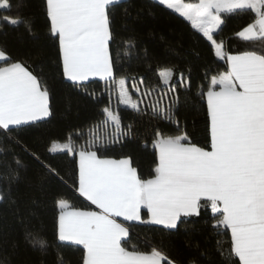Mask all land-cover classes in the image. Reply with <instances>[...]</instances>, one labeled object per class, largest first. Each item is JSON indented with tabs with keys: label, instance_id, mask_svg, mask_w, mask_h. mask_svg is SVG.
Here are the masks:
<instances>
[{
	"label": "snow or ice",
	"instance_id": "obj_1",
	"mask_svg": "<svg viewBox=\"0 0 264 264\" xmlns=\"http://www.w3.org/2000/svg\"><path fill=\"white\" fill-rule=\"evenodd\" d=\"M155 2L189 22L226 66L214 74L206 72L207 83L198 92L206 105L207 146L193 141L177 115L180 89L185 94L191 91L190 75L163 67L157 71L163 87H149L144 78L133 79L139 100L129 92L128 76L117 75L122 69L111 51L116 39L114 12L123 7L128 14L121 0H43L48 37L57 48L62 77L79 90H86L91 80L104 81L120 105L137 113L142 112L144 99L150 98L153 118L168 122L174 132L154 130V167L147 178L132 157L99 154V148L133 135L132 126L125 128L118 111L109 106L101 109L103 118L90 129L84 145L77 147L71 137L63 143L51 142L50 153L78 157L72 187L96 210H82L58 198L56 243L32 232L26 240L43 254L52 248L55 264H70L62 251L65 247L81 252L80 264H179L162 246L149 244L150 250H140L131 241L132 227L155 225L172 233L188 218L208 214L218 235L230 233L227 252L220 246L224 264H264V0ZM21 7V0H0V31L23 27L33 35L32 21L21 15ZM233 16L251 17L235 36L253 45L235 53L216 38ZM124 43L127 56L135 45L131 38ZM51 97L42 70L28 60L14 59L0 46V144L5 145L0 153L8 151L6 145L14 140V133L53 115ZM144 146L148 147L147 141ZM16 164L22 167L19 159ZM45 167L55 173L50 165ZM0 175L11 184L18 179V170L9 167ZM5 199L0 186V202Z\"/></svg>",
	"mask_w": 264,
	"mask_h": 264
},
{
	"label": "trees",
	"instance_id": "obj_2",
	"mask_svg": "<svg viewBox=\"0 0 264 264\" xmlns=\"http://www.w3.org/2000/svg\"><path fill=\"white\" fill-rule=\"evenodd\" d=\"M21 2L19 11L32 21L33 35H28L23 27L5 28L0 31V46L14 59L28 60L33 68L42 70L52 93L53 115L14 133V140L6 145L8 151L0 153V173H7L9 167L18 170V179L11 184L0 175V186L6 196L5 201L0 202V264H55L53 249L49 248L47 254L34 250L26 234L32 232L46 238L50 244L56 243L58 198L67 199L82 210H94V207L72 187L78 175L77 157L50 153L51 142L63 143L71 137L77 147L84 145L90 137V129L103 118L101 109L109 106L118 111L125 128L132 126L133 135L122 143L99 148V154L109 158L130 156L140 174L147 178L154 167L151 147L154 130L173 133L174 126L153 118L150 98L144 99L140 105L142 112L137 113L120 105L117 94L109 92L104 81L91 80L86 90L74 88L62 77L57 48L48 37L43 0ZM121 3L128 8V14L123 7H117L114 12L116 39L111 51L117 67L122 69L117 75L128 76L127 86L135 100L141 97L134 90L133 79L144 78L147 86L155 87L159 85L157 71L163 67H174L176 73L182 71L190 75L191 91L185 94L180 89L177 115L193 141L207 146L206 105L199 100L198 92L207 83L205 73L223 71L224 62L216 59L210 42L177 13L154 0H121ZM250 19V16L227 18L223 32L216 37L223 39L227 51L235 53L253 47L235 36ZM130 38L135 46L126 56L124 42ZM15 140H19V144ZM146 141L148 147L144 146ZM0 147L5 145L0 144ZM33 152L39 160L31 154ZM17 159L22 167L18 168ZM45 165H50L55 173L50 174ZM229 240L230 233L218 235L211 228L208 214L188 218L187 223H182L172 233L159 230L155 225L135 224L131 229V241L140 250H150L149 244L162 246L179 264H224L220 246L227 252ZM62 251L70 264H80V251L71 247Z\"/></svg>",
	"mask_w": 264,
	"mask_h": 264
},
{
	"label": "crops",
	"instance_id": "obj_3",
	"mask_svg": "<svg viewBox=\"0 0 264 264\" xmlns=\"http://www.w3.org/2000/svg\"><path fill=\"white\" fill-rule=\"evenodd\" d=\"M155 1V0H154ZM190 24V23H189ZM206 39V38H205ZM94 80H99V79H94ZM77 170H78V157H77ZM83 198V197H82ZM84 199V198H83ZM88 202V201H87ZM94 207V206H93ZM94 210H96L95 209V207H94Z\"/></svg>",
	"mask_w": 264,
	"mask_h": 264
}]
</instances>
